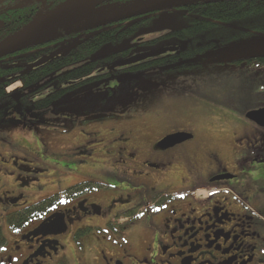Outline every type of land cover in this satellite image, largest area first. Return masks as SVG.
Returning a JSON list of instances; mask_svg holds the SVG:
<instances>
[{
  "label": "flooded vegetation",
  "instance_id": "af4514ba",
  "mask_svg": "<svg viewBox=\"0 0 264 264\" xmlns=\"http://www.w3.org/2000/svg\"><path fill=\"white\" fill-rule=\"evenodd\" d=\"M46 4L42 0L43 11ZM2 29L0 49L26 39L6 45ZM35 63L30 67L37 68ZM247 114V123L234 119L230 136L215 132L231 145L224 156L217 148L208 152L187 131L165 133L150 144L130 125L112 126L105 131L115 132L118 144L111 153L118 162L111 156L110 165L103 161L99 169L116 176V183L71 180L85 164L80 159L75 170L59 171L67 177L56 179L25 151L0 148V264H264V221L246 204L256 199L246 194L257 190L255 165L264 163V127ZM176 134L190 139L160 146Z\"/></svg>",
  "mask_w": 264,
  "mask_h": 264
},
{
  "label": "rangeland",
  "instance_id": "374dc122",
  "mask_svg": "<svg viewBox=\"0 0 264 264\" xmlns=\"http://www.w3.org/2000/svg\"><path fill=\"white\" fill-rule=\"evenodd\" d=\"M91 9H95L93 1L76 3L67 15L73 17ZM102 19H94L87 24ZM188 25L189 19L183 11L160 12L149 26L142 28L135 36L105 45L91 59L105 60L127 49H131L127 59L162 48L186 49L189 42L178 38L166 39L153 46L141 44V40H152ZM27 29L29 32L26 30L19 34V39L43 31L31 33L36 30L34 26ZM223 39H207L200 44H218ZM260 56H264V34L256 33L247 39L218 45L216 49L197 54L193 58L95 79L65 95L48 109H30L26 119L31 124L21 117V105L3 107L0 113V148L25 151L36 166L46 169L49 176L55 175V178L67 177L59 171L75 170V159H80L85 164L79 167L78 170L82 169L80 172L71 173V180H111L106 183H116L112 179L117 178L99 169L102 166L99 163L103 161L110 165L111 156L114 164L118 162L117 156L111 153V150L116 151L118 144L114 142L115 132L110 130L112 134H108L105 131L114 125H130L137 135H146L150 144L165 133L187 131L196 142H200L198 145L203 142L208 152L217 148L219 155L224 156L231 145L226 137L218 140L217 135H223H216L215 132L230 136L234 119L247 123L244 116L249 111L264 109V66L236 64ZM17 84L16 88L10 86L7 93L12 94L22 88L21 82ZM40 96L42 98L45 94ZM165 119L172 122L166 123ZM168 123L173 125L166 128ZM145 127L150 131L147 132ZM99 131L103 133L98 138L91 135ZM93 140H96L94 144ZM237 144L240 145V142ZM85 147V152L80 153L79 150ZM200 151L198 157L203 160L206 154ZM255 166L257 190L246 196L252 197L255 194L256 199L246 200V204L264 221V186L260 187L264 181V163Z\"/></svg>",
  "mask_w": 264,
  "mask_h": 264
},
{
  "label": "trees",
  "instance_id": "16d2710c",
  "mask_svg": "<svg viewBox=\"0 0 264 264\" xmlns=\"http://www.w3.org/2000/svg\"><path fill=\"white\" fill-rule=\"evenodd\" d=\"M45 1L47 8L44 11L40 7L42 0L3 1L0 4V27L4 28L1 30L4 37L1 39L2 42L7 45L21 40L20 35L16 37L14 35L21 34L28 30L27 28L31 29L32 26L36 30L31 33L57 27L69 17L67 12L71 11L76 3L93 1L95 8H105V10L97 11L77 23L58 30L41 43L42 47H31L17 56H10L0 61V113L3 107L21 105L23 113L21 117L28 124L31 123L27 121L26 114L30 109H48L65 95L81 89L95 79L119 72H138L154 66L177 62L180 59L193 58L197 54L216 49L218 45L224 46L247 39L256 33L264 34V0H226L223 2L214 0L206 5H197L205 0H190L192 3L195 2V5L186 4V0H181L173 9L165 11H183L185 17L189 19V25L143 44L153 46L166 39L178 38L189 42L186 49L181 48L178 53L150 59L130 67L115 71L105 70L99 73L100 70L109 68L121 59H127L131 49L115 53L105 60H93L92 55L107 44H115L132 38L142 28L149 26L160 12L142 17L136 22L129 20L87 30H81V26L94 19L120 14L155 0ZM240 28H245V30L240 31ZM219 37L224 39L218 44L213 42L200 44L207 39L214 40ZM52 54L54 56L45 64L35 69L30 67V64L37 62L40 58ZM242 63L264 66V56L236 62V64ZM17 82L22 83V88L8 94L7 89ZM41 94L45 96L40 98ZM84 149L86 147L78 150L83 153Z\"/></svg>",
  "mask_w": 264,
  "mask_h": 264
},
{
  "label": "water",
  "instance_id": "95a60500",
  "mask_svg": "<svg viewBox=\"0 0 264 264\" xmlns=\"http://www.w3.org/2000/svg\"><path fill=\"white\" fill-rule=\"evenodd\" d=\"M2 1L3 0H0V3ZM178 1H180V0H157V1L146 3V4H141V5H138L136 7L131 8L125 12H122L120 14L110 16L108 18L99 20L95 23L84 25L81 28V30H87V29L96 28V27H100V26L117 24V23L128 21V20H132L135 18L145 17V16H148V15H151L154 13H158L161 11L168 10V9H173L176 6L175 3ZM104 10H105V8H100V9L95 8V9H91L89 11H86L84 13L75 15L73 17L66 18L55 28H51V29L46 30V31H42V32L32 34L29 37H27L25 40H23L19 43L13 44V45L8 46L6 48H2V49H0V59L9 56L11 53L20 52V51H23V50L28 49L30 47H33L36 44L40 43L41 41L45 40L46 38L57 33L58 30L64 29V28H66V27H68L74 23H77L78 21L91 16L92 14L96 13L97 11H104ZM179 51H180L179 47H168V48L158 49L155 51H150V52L138 55V56L131 57L129 59H124V60L118 61V62L114 63L112 66H110L109 68L100 70L99 73H103L105 70L115 71L117 69L130 67V66L145 62V61L150 60V59H155V58L165 56L168 54H175ZM50 59H51V57L42 59L32 66L38 67L40 65L45 64ZM246 118L249 121H252V122L258 124L259 126L264 127V109L254 111V112H250L247 114ZM188 139H190L189 135L176 134V135H172V136H169L166 139H164L163 142L160 144V146H163V145L174 146V145L179 144V143H181L185 140H188Z\"/></svg>",
  "mask_w": 264,
  "mask_h": 264
},
{
  "label": "bare ground",
  "instance_id": "6f19581e",
  "mask_svg": "<svg viewBox=\"0 0 264 264\" xmlns=\"http://www.w3.org/2000/svg\"><path fill=\"white\" fill-rule=\"evenodd\" d=\"M17 85H18V84H15V85H14V86H15L14 88H16ZM19 86H20V84H19ZM11 88H13V86H12Z\"/></svg>",
  "mask_w": 264,
  "mask_h": 264
}]
</instances>
